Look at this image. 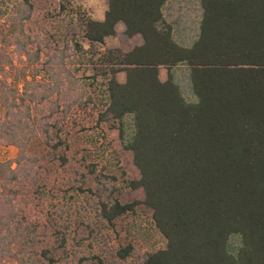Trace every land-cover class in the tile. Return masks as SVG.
Segmentation results:
<instances>
[{
	"label": "trees",
	"instance_id": "obj_1",
	"mask_svg": "<svg viewBox=\"0 0 264 264\" xmlns=\"http://www.w3.org/2000/svg\"><path fill=\"white\" fill-rule=\"evenodd\" d=\"M107 1L102 21L84 20V38L102 44L120 23L128 38H142L125 54L104 55L103 115L117 123L122 147L133 154L140 178L126 185L141 188L144 201L122 204L98 192V218L109 227L121 216L138 215L139 208L152 211L163 244L145 254L142 264H264V0H200L201 18L189 45L175 39L176 24L164 13L169 0ZM9 11L0 37V145L18 152L0 162V264H59L70 227L60 224L45 200L66 196L67 184L92 191L85 175L81 181L61 176L66 171L58 168L68 160L60 154L61 141L55 143L58 120L50 122L80 105L81 97L63 66L67 45L40 63L52 85L41 97L29 91L27 79L36 81L42 72L36 67L40 43L24 33L33 10L22 0ZM74 48L81 50L77 43ZM180 69L187 73L190 98L177 83ZM121 71L124 83L116 78ZM63 81L72 102L63 111L52 103L38 124L34 109L56 96ZM36 148L54 160V171H40ZM74 224L72 239L81 246L92 230ZM131 252L128 246L114 256L124 261ZM77 263L105 264L99 257H79Z\"/></svg>",
	"mask_w": 264,
	"mask_h": 264
},
{
	"label": "rangeland",
	"instance_id": "obj_2",
	"mask_svg": "<svg viewBox=\"0 0 264 264\" xmlns=\"http://www.w3.org/2000/svg\"><path fill=\"white\" fill-rule=\"evenodd\" d=\"M19 1L22 0H0V37L7 31L9 9ZM28 2L33 13L31 20L25 23L24 33L33 41L38 39L42 49L41 60L36 64L42 72L36 81L31 77L27 79L30 82L29 91L38 90L41 97L44 94L43 90L52 85L50 75L40 63H44L57 49H63L67 45L69 49L66 52L69 56L63 61V66L72 72L76 79L78 91L76 96L81 97L80 105L74 106L65 115L63 112L56 114L50 122L54 124L58 120L59 132L55 143L61 141L60 154L65 152L68 160L67 165L58 168V171H66V174L62 172L61 176L65 178L72 176L75 181H81V175H85L89 179L92 191V193L78 189L74 191L68 188L67 184L62 186L66 196L62 192L57 198L49 196L45 200L47 209L52 214L56 212L60 224L70 227L67 228L68 231L63 229L69 242L67 253L60 257L59 264H78L79 257H99L105 264H142L145 254L163 244L154 233L152 211L139 208L138 215L121 216L109 227L97 216L98 192H104L103 199L114 197L122 204L144 201V192L141 188L130 190L126 185V181H136L140 178L139 171L133 164V154L122 147L117 123L111 117L103 115L107 106L105 90L108 78L105 76L108 67L104 55L110 50L125 54L135 46L141 45L142 38L140 36L128 38L121 23L116 26L115 36L106 38L102 44H91L84 38V20L91 18L102 21L107 11V0H28ZM164 13L168 21L176 24L174 33L176 41L182 45H189L197 33L201 18L200 0H169ZM75 43L81 46L79 52L74 51ZM71 51L74 54L70 53ZM14 60L20 69L22 64L17 57H14ZM57 60L56 63H61L59 59ZM52 67L53 70L59 69L55 64ZM50 74H53L52 70ZM175 75L184 95L190 98L187 73L180 69ZM116 78L119 83H124L125 73L119 72ZM160 79L166 80L165 68L160 69ZM63 83L56 96L48 98L42 106L34 109L38 124L43 123L52 103L63 111L62 109L72 102L67 93L70 85L67 81ZM35 151L42 157L43 167L40 171H54V160L45 155V151L37 148ZM17 152L13 146L0 145V162L14 160ZM88 171L95 172L90 176ZM75 222L90 225L92 230V235L88 239H85L86 232L81 233V239H85L81 246L72 239L76 230ZM81 230L84 231L83 228ZM128 246L132 249L130 256L124 261L116 259L115 252ZM96 262L95 260L94 263Z\"/></svg>",
	"mask_w": 264,
	"mask_h": 264
}]
</instances>
